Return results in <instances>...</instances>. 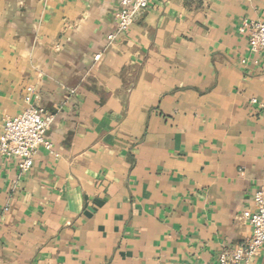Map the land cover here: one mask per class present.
Returning a JSON list of instances; mask_svg holds the SVG:
<instances>
[{
    "label": "crops",
    "instance_id": "obj_1",
    "mask_svg": "<svg viewBox=\"0 0 264 264\" xmlns=\"http://www.w3.org/2000/svg\"><path fill=\"white\" fill-rule=\"evenodd\" d=\"M118 10L0 0V120L27 88L54 118L29 172L0 157V264H217L251 237L264 51L237 29L264 0H155L110 41Z\"/></svg>",
    "mask_w": 264,
    "mask_h": 264
},
{
    "label": "built area",
    "instance_id": "obj_2",
    "mask_svg": "<svg viewBox=\"0 0 264 264\" xmlns=\"http://www.w3.org/2000/svg\"><path fill=\"white\" fill-rule=\"evenodd\" d=\"M155 0H118L119 10L116 13V33L109 36L112 41L115 35L129 29L137 16L146 10ZM238 33L246 37L249 51L258 54L264 51V24L242 21ZM101 55L94 56L99 61ZM24 102L27 107L17 116L0 120V157L17 159L21 173L29 172L33 167V158L39 147L50 148L45 134L51 127L54 118L45 111L31 104V89H26ZM252 103H255L253 100ZM254 211H244L242 217L251 227L250 239L230 255H220L217 264H253L252 259L264 249V189H259L253 196Z\"/></svg>",
    "mask_w": 264,
    "mask_h": 264
}]
</instances>
